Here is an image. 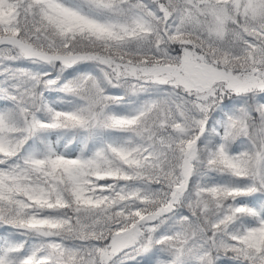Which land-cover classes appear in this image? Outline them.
Returning <instances> with one entry per match:
<instances>
[{
	"label": "snow or ice",
	"instance_id": "1",
	"mask_svg": "<svg viewBox=\"0 0 264 264\" xmlns=\"http://www.w3.org/2000/svg\"><path fill=\"white\" fill-rule=\"evenodd\" d=\"M0 264H264V0H0Z\"/></svg>",
	"mask_w": 264,
	"mask_h": 264
}]
</instances>
